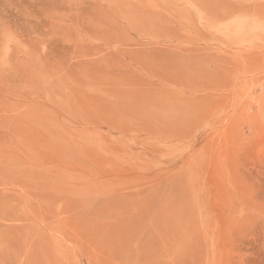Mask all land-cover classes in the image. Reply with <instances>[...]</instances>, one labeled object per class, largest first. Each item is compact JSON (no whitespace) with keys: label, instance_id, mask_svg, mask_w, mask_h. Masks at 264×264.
Here are the masks:
<instances>
[{"label":"rangeland","instance_id":"1","mask_svg":"<svg viewBox=\"0 0 264 264\" xmlns=\"http://www.w3.org/2000/svg\"><path fill=\"white\" fill-rule=\"evenodd\" d=\"M0 264H264V0H0Z\"/></svg>","mask_w":264,"mask_h":264},{"label":"bare ground","instance_id":"2","mask_svg":"<svg viewBox=\"0 0 264 264\" xmlns=\"http://www.w3.org/2000/svg\"><path fill=\"white\" fill-rule=\"evenodd\" d=\"M245 7H248V5L243 3V2L242 3H235V4H233L232 9H241V8H245Z\"/></svg>","mask_w":264,"mask_h":264}]
</instances>
